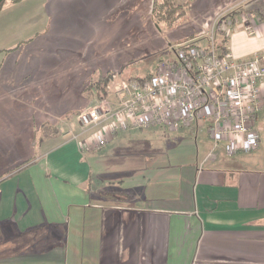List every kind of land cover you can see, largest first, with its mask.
I'll list each match as a JSON object with an SVG mask.
<instances>
[{
  "label": "crops",
  "instance_id": "1",
  "mask_svg": "<svg viewBox=\"0 0 264 264\" xmlns=\"http://www.w3.org/2000/svg\"><path fill=\"white\" fill-rule=\"evenodd\" d=\"M220 1L195 0L193 12H235ZM140 2L10 0L0 10V264H264V131L252 154L213 145L170 176L149 147L131 172L124 159L111 166L160 127L118 132L96 151V131L78 122L96 94L89 84L133 59L134 29L123 25L138 23ZM239 9L251 21L225 29L228 52L264 58V0ZM103 151L94 167L87 156Z\"/></svg>",
  "mask_w": 264,
  "mask_h": 264
},
{
  "label": "built area",
  "instance_id": "2",
  "mask_svg": "<svg viewBox=\"0 0 264 264\" xmlns=\"http://www.w3.org/2000/svg\"><path fill=\"white\" fill-rule=\"evenodd\" d=\"M224 24L225 28L233 25L232 21ZM212 27L206 34L207 46L188 42L172 47L174 59L160 61L148 79L113 77L108 99L78 115L85 133L96 131L92 149L103 150L118 132L155 127L178 131L201 123L208 125L214 150L224 144L227 157L259 149L264 58L236 59L229 52L221 55L214 38L217 25Z\"/></svg>",
  "mask_w": 264,
  "mask_h": 264
},
{
  "label": "rangeland",
  "instance_id": "3",
  "mask_svg": "<svg viewBox=\"0 0 264 264\" xmlns=\"http://www.w3.org/2000/svg\"><path fill=\"white\" fill-rule=\"evenodd\" d=\"M9 1L10 0H7L6 2ZM158 1L161 2L162 0H141V9H139L141 13L140 19L138 18V23H133L130 26L123 25V27H127L129 30L133 26L134 32H132L129 43L131 45L136 44V51H134L133 59L125 63L122 71L116 73L121 76L122 80H130L132 78L145 77L153 74L160 61H167L174 58L172 47H182L188 44V42L196 43L198 46L202 45L203 42L201 39L206 38V34H210L211 30L214 28H211V26L214 24L217 25V27L218 25H222L223 28L226 29V24L220 21L224 16H213L215 17V20L213 19L214 21L210 13L198 17V15L193 12V7H188L189 5L186 3L187 0H173L171 5L165 6L163 10L158 5ZM240 1L242 0L232 4L231 2L233 1H228L226 4L223 3L225 2V0H223L219 3L225 4V6L228 7L234 4L236 5L237 8L235 7L234 12L235 17L232 19L230 18L235 28L251 21L249 17L242 15L239 9ZM154 2H156V6H154ZM7 4L8 3H6L5 6ZM258 5L259 2H254L252 10L256 11L255 9L258 8ZM230 19H227V21H231ZM202 33H204V35ZM214 38L216 41V34ZM95 100L96 98L93 99V103L97 102ZM257 129L259 133L261 132L263 137L264 112L259 115ZM147 133L149 134L145 139L149 140V143L140 139V141L128 144L127 146L125 144L120 147V149L116 151L117 155L111 156V160L113 161L111 166L115 167L117 163H121L124 159V163L130 166V168L125 167V169H129L131 172L133 162H138V154L149 147L151 148L150 151L154 154V158L157 160L156 164L162 165L166 163V168L170 170V176H172L174 174L178 175L177 172L179 174L185 172V170L189 168V163L194 162L197 164L198 153L201 157L204 153L212 152L213 149V143L206 132V128L200 130V132L196 131V133L192 132L191 129L188 132H180L177 135H173L169 130L164 128L152 129ZM150 135L151 137L148 138ZM140 137L141 134L138 133L137 139ZM102 154H105V151L90 153L87 157L92 162V165L96 167L95 160H99ZM234 157H237V155ZM200 161L201 160L198 161V166ZM108 177L114 179L116 177L115 172L108 174ZM175 179L178 178L172 177L169 181H175ZM164 185H171L170 187L172 190L176 182H171L170 185L164 183ZM166 197L171 199L177 198L174 191H170V194Z\"/></svg>",
  "mask_w": 264,
  "mask_h": 264
},
{
  "label": "trees",
  "instance_id": "4",
  "mask_svg": "<svg viewBox=\"0 0 264 264\" xmlns=\"http://www.w3.org/2000/svg\"><path fill=\"white\" fill-rule=\"evenodd\" d=\"M7 1V0H6ZM3 2L1 5H0V10L2 9V7L4 6V4L6 3ZM13 3L17 4L19 2H21L22 0H11ZM173 0H162L161 2L158 1V5L160 6V8L163 10L165 9V6L167 5H171ZM195 0H187L186 3H188V7H191L193 2ZM161 4V5H160ZM154 6H156V2H154ZM233 17H235V13H231L227 16H225L221 21V23H226L227 19H232ZM230 19V20H231ZM232 21V20H231ZM232 24H234L232 22ZM221 25H218L217 27V31H216V45H217V48L219 50V53L221 55L225 54L228 52V48H229V37L225 34L224 31H222L220 29ZM202 42H203V45H200V47H205L207 46V39L206 38H202L201 39ZM190 46H198L196 43L190 45ZM117 73V72H116ZM115 72L114 73H111V72H108L106 75H104L103 78H101V80H98V81H95V82H91L89 84V88L92 90V91H95V97L96 100L98 101H104L106 99H108V91H107V88L108 86L110 85V83L112 82L113 80V77L115 76L116 74ZM154 73V72H153ZM150 76H152V74H150L149 76H146L144 78H135V79H138V80H141V79H148ZM95 103H93L91 106H93ZM90 106V107H91ZM89 108V107H88Z\"/></svg>",
  "mask_w": 264,
  "mask_h": 264
},
{
  "label": "water",
  "instance_id": "5",
  "mask_svg": "<svg viewBox=\"0 0 264 264\" xmlns=\"http://www.w3.org/2000/svg\"><path fill=\"white\" fill-rule=\"evenodd\" d=\"M6 0H0V5L3 3V2H5Z\"/></svg>",
  "mask_w": 264,
  "mask_h": 264
}]
</instances>
